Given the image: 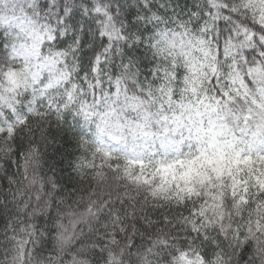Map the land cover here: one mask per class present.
<instances>
[{"label":"snow or ice","instance_id":"1","mask_svg":"<svg viewBox=\"0 0 264 264\" xmlns=\"http://www.w3.org/2000/svg\"><path fill=\"white\" fill-rule=\"evenodd\" d=\"M0 264H264V0H0Z\"/></svg>","mask_w":264,"mask_h":264}]
</instances>
